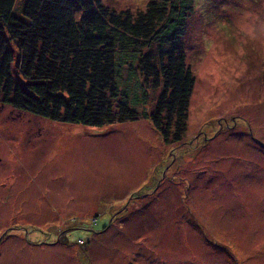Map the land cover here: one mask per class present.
Here are the masks:
<instances>
[{"label":"rangeland","instance_id":"374dc122","mask_svg":"<svg viewBox=\"0 0 264 264\" xmlns=\"http://www.w3.org/2000/svg\"><path fill=\"white\" fill-rule=\"evenodd\" d=\"M192 1L173 33L195 74L182 141L143 118L154 89L102 128L0 102V264H264V0Z\"/></svg>","mask_w":264,"mask_h":264},{"label":"trees","instance_id":"16d2710c","mask_svg":"<svg viewBox=\"0 0 264 264\" xmlns=\"http://www.w3.org/2000/svg\"><path fill=\"white\" fill-rule=\"evenodd\" d=\"M20 1L0 0L2 104L57 122L102 128L137 121V105L152 100L154 89L153 108L143 118L169 144L182 141L195 74L173 33L182 28L192 0H151L138 11L117 10L102 0ZM81 226L77 222L72 230L95 232L93 223Z\"/></svg>","mask_w":264,"mask_h":264}]
</instances>
